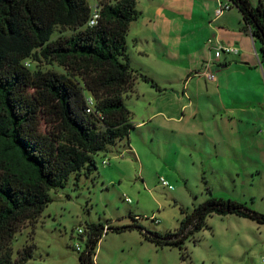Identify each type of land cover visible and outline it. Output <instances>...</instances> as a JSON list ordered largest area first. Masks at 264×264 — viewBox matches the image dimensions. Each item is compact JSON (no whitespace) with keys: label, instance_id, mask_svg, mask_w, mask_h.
Wrapping results in <instances>:
<instances>
[{"label":"rangeland","instance_id":"1","mask_svg":"<svg viewBox=\"0 0 264 264\" xmlns=\"http://www.w3.org/2000/svg\"><path fill=\"white\" fill-rule=\"evenodd\" d=\"M225 1L229 2L221 0ZM249 1L264 7V0ZM87 2L94 10L100 4ZM230 5L224 16L214 19L216 0H136L139 15L130 23L126 39L129 64L137 77L134 89L124 95L134 127L128 138L95 156L94 172L71 173L65 186L49 190L52 200L39 217L25 221L12 237V258L34 243L25 264H80L78 254L85 248L91 222L104 230L134 225L103 233L93 255L96 264H264V223L235 213L207 216L206 225L181 250L155 245L136 227L173 231L182 217L180 208L191 211L209 195L233 198L264 213V63L259 41L243 31L238 44L249 45L248 56L261 63L262 83L251 68L245 73L230 69L236 84H243L236 93L250 106L244 112L226 114L218 96L205 93V77L197 75L204 57H213L207 40L217 33L213 27L222 30L225 42H236L237 16L241 20L242 15ZM71 32L57 25L52 38ZM225 54L221 52L228 62L240 63L238 54ZM24 63L33 73L47 69L74 73L40 54ZM75 79L81 83L80 76ZM183 89L192 97L187 98ZM232 98L226 95L223 101ZM189 99L198 107L197 115H191L189 107L182 109ZM47 125L42 119L40 131L51 129ZM104 158L108 163H102Z\"/></svg>","mask_w":264,"mask_h":264},{"label":"trees","instance_id":"2","mask_svg":"<svg viewBox=\"0 0 264 264\" xmlns=\"http://www.w3.org/2000/svg\"><path fill=\"white\" fill-rule=\"evenodd\" d=\"M228 1L240 11L242 27L259 41L264 63L263 4ZM96 10L95 23L90 24L94 8L87 0H0V264L28 261L34 243L12 258L10 241L21 225L39 217L52 200L50 189L65 186L71 173L94 172L95 156L128 138L134 127L124 95L134 89L137 77L129 64L126 39L130 23L139 15L136 0H100ZM57 25L72 32L53 39ZM38 54L73 75L48 69L33 73L24 60ZM141 77L159 89L152 78ZM87 94L95 99L90 111ZM44 118L51 125L45 132L39 129ZM180 211L173 231L136 227L155 245L181 250L213 213H235L264 223V213L220 196L209 195L191 211ZM133 226L104 230L103 225L88 223L90 235L78 254L79 263L96 264L93 255L104 232Z\"/></svg>","mask_w":264,"mask_h":264},{"label":"crops","instance_id":"3","mask_svg":"<svg viewBox=\"0 0 264 264\" xmlns=\"http://www.w3.org/2000/svg\"><path fill=\"white\" fill-rule=\"evenodd\" d=\"M220 1L221 0H216L217 6L215 10L217 9ZM229 9L227 10L225 9L220 16H224L225 12H228ZM218 17H214V19ZM237 17H238L237 20L239 22L237 26L240 31L236 32L237 33L236 39H234L236 42L235 41H234L235 43H232L230 41L225 42L223 37L221 36L222 30L220 29L217 30L216 27H213V30L217 32L215 34L214 39L209 38V37L207 38L208 43H209V48H210L209 52H212L213 50V57H210V58L204 57L203 63L199 65L201 66L200 68H202V70L197 73V75L199 76L203 75L205 77V80H206L205 81V91H206L205 93L207 94V96H209L210 94L217 95L219 99L218 100L219 105L222 106V109L224 110V112H226V114H229V116L234 114L236 111L244 112L246 108L250 107V106L245 105L244 102L240 99L239 94L236 93V89L238 90V86L241 87V85L243 84H241L240 82L236 84L238 81L236 82V77H233V71L230 69L239 68L241 70L240 72L245 73L247 69L251 68L253 72L256 73V78L260 83H262L261 74L263 75V70L262 68L259 67L261 66V63L259 65L256 59L248 56L251 54L250 46L249 45L244 46V45L238 44L240 42L242 43L241 39H244V37L242 38L241 34L243 33L241 32L245 31L248 35H250L251 32L242 27L243 26L242 19L240 20L239 18L240 16H237ZM220 22L222 24L225 23V21H222V20ZM231 27H233V25ZM220 28L222 29L223 27L221 26ZM230 31L235 32L233 31V28H231ZM229 47H236L238 49L236 54H238L237 58L239 59V62L241 64L240 63H230L228 62L227 58H224V55L225 56L227 55L225 53H229V52H226L225 49ZM221 52H223L224 55H221ZM218 68H220L219 75L215 73V70H219ZM205 70L215 73V79L212 81L208 80V78H206V76L203 74ZM188 79L193 80V78L190 76H188ZM183 93L187 95V98H191L193 95L191 91L189 92V90L187 91L186 89H183ZM224 95L232 96L233 98L230 100H226V102L224 103L223 101V98L225 97ZM248 103H251V101L249 100L246 102V104ZM187 107L190 108V111L192 112L191 115H197L199 113L198 107H196V105L191 101V99H189L187 105L182 106V109L183 108L186 109ZM182 117H183V113L180 114L179 118H177V121L179 122Z\"/></svg>","mask_w":264,"mask_h":264},{"label":"built area","instance_id":"4","mask_svg":"<svg viewBox=\"0 0 264 264\" xmlns=\"http://www.w3.org/2000/svg\"><path fill=\"white\" fill-rule=\"evenodd\" d=\"M230 6H231L230 3H228V2H223L222 3L220 1L217 9L215 10V17L220 16L223 13V11L225 9L226 10L229 9ZM97 14H98V12L95 9L94 10V13L92 14V16L90 18V21H89L90 24H94L95 23V18L97 16ZM237 50L238 49L236 47H229V48H226L225 49L226 52H232V53H237ZM203 74L206 76V78H208V80H211L212 81V80L215 79V73H213V72H210L208 70H205L203 72ZM86 102H87V105H88V108H87L88 110L87 111L92 110V108H93V106L95 104V99H94V97L91 94H87V96H86ZM102 163L103 164H106V163H108V160L104 158V159H102ZM160 181H161V183L163 185H169V182L166 179L160 178ZM154 220H156V219H154ZM156 222H157V220H156ZM83 232L84 231H83L82 228H79L78 229V234H82ZM76 249L77 250H80V246L79 245H76ZM262 260H264V256H263V259Z\"/></svg>","mask_w":264,"mask_h":264}]
</instances>
